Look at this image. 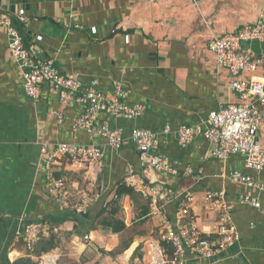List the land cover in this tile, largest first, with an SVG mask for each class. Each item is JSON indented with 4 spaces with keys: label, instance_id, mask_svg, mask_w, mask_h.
I'll return each mask as SVG.
<instances>
[{
    "label": "crops",
    "instance_id": "0c3cea01",
    "mask_svg": "<svg viewBox=\"0 0 264 264\" xmlns=\"http://www.w3.org/2000/svg\"><path fill=\"white\" fill-rule=\"evenodd\" d=\"M1 1L30 49L54 59L61 70L77 74L85 85L97 79L107 95L121 82L129 93L128 103L144 105L146 111L136 121L98 115V125L107 121L124 129L127 140L119 151L100 136L74 132L73 122L84 107L63 104L51 84L44 86L39 100L28 97L8 49L7 31L0 27V264L29 258L15 232L33 224L43 225L47 236H56L57 248L49 254L59 258L58 264H162L157 253L161 227L175 211L164 202L155 210L152 199L142 193L151 185L191 191L196 224L206 235L214 234L218 222L217 213L206 203L207 193L225 190L232 202L239 248L214 263L189 256L188 264H264V215L238 204L242 195L264 202V193L227 178L236 171L254 176L244 156L206 159L213 149L210 141L200 136L184 148L176 135L169 134L159 138L153 154L173 161L175 172H144L140 153L129 139L134 128L173 133L182 126L202 124L221 106L242 102L230 88L234 77L217 67L208 45L214 36L264 23V0ZM240 78L248 80L250 75ZM58 143L95 144L105 154L94 164L78 166L62 159L55 166V174L58 171L67 182V203L49 195L41 164L43 145ZM258 143L264 150V124ZM259 180L264 182V171ZM123 183L135 192L122 198L117 218L125 222L126 230L114 234L96 219L104 200ZM128 215L131 225L150 232L135 233L134 240L115 255L122 234L130 228L124 219ZM155 232L156 237L151 235Z\"/></svg>",
    "mask_w": 264,
    "mask_h": 264
},
{
    "label": "built area",
    "instance_id": "2783aa9c",
    "mask_svg": "<svg viewBox=\"0 0 264 264\" xmlns=\"http://www.w3.org/2000/svg\"><path fill=\"white\" fill-rule=\"evenodd\" d=\"M1 2L0 0V27L7 31L8 49L22 73L27 96L37 101L42 96L44 86L51 84L59 92L63 104L84 107L83 114L73 122L74 132L83 130L93 136H100L111 149L121 150L127 140L124 129L114 127L107 121L98 125V115L105 113L113 118L136 121L144 115L146 107L128 103L129 93L121 82L114 85L111 95H107L100 91L97 79L85 85L77 74L61 70L54 59L45 57L40 50L27 48L21 32L11 15L3 10ZM18 20L26 22L22 17ZM74 28L80 26L76 25ZM208 46L216 55L217 67L228 69L234 77L230 88L239 95L242 102L221 106L217 111L211 112L202 124L182 126L173 133L168 129L157 133L134 128L129 139L140 153L141 169L144 172L173 173V161L153 154L158 147L159 138L174 134L179 144L186 148L202 136L213 144L206 159L227 161L233 155L244 156L246 168L253 171L254 176L236 171L227 175V178L233 183L264 193V182L259 180V175L264 171V150L258 143V133L264 124V23L247 25L234 34L214 36ZM243 74L250 75V78L241 79ZM41 155L49 195L59 203H67L70 195L67 182L62 177L57 178L55 166L62 159L78 166L94 164L101 162L105 154L95 144L58 143L52 147L43 145ZM187 173L194 174L192 169H188ZM142 193L152 199L157 211L161 202L167 205L180 201L174 221L167 219L161 232V244L157 247V253L162 264H188L189 256L214 263L239 248L240 233L232 217V202L227 200L225 190L210 191L206 195V203L218 216L217 230L213 235H206L198 228L193 212L195 197L191 191L177 192L164 185L155 188L151 185L142 189ZM238 204L252 207L264 215V202L258 196L242 195ZM46 236L41 224L30 225L24 232H15L16 241L24 243L29 252L34 251L37 243ZM162 243L174 248L172 256L167 254V248ZM29 256L31 257L30 253ZM32 257L38 264H58L59 260L50 254Z\"/></svg>",
    "mask_w": 264,
    "mask_h": 264
},
{
    "label": "trees",
    "instance_id": "16d2710c",
    "mask_svg": "<svg viewBox=\"0 0 264 264\" xmlns=\"http://www.w3.org/2000/svg\"><path fill=\"white\" fill-rule=\"evenodd\" d=\"M26 47L29 48L27 45ZM56 173H57L56 175L57 178H60L61 175L58 174V171ZM134 192L135 191L133 188L127 187L124 183L122 185H119L115 193H113L112 197L109 200L108 199L104 200L102 206L103 208L100 210L99 214L97 215L96 221L101 220V225L110 229L114 234L123 233L126 230V224L124 221L117 219V215L120 213L121 210V200L124 196H132ZM171 204L173 206L172 208L174 209L175 213L172 217H168V218L170 221H174L176 212L180 205V201L173 202ZM148 210L149 209H147L146 213L148 212ZM162 246L167 248L166 252L169 256H172L174 254V248L172 246L167 245L166 243H162ZM56 248H57V238L54 234L50 233L48 236L43 237L37 243L34 251L29 252L31 257L29 256V258L19 259L15 261L13 264H38L36 261L32 260V256L40 257L42 255L51 253Z\"/></svg>",
    "mask_w": 264,
    "mask_h": 264
},
{
    "label": "rangeland",
    "instance_id": "374dc122",
    "mask_svg": "<svg viewBox=\"0 0 264 264\" xmlns=\"http://www.w3.org/2000/svg\"><path fill=\"white\" fill-rule=\"evenodd\" d=\"M117 217H119V216H117ZM131 217L132 216L128 215L127 218H124L126 221H129L127 223L129 224L130 228H129L128 231H126L124 234H122V236H121V245L115 251V255L122 253L123 250H124V248H125V246H126L125 244L126 243H129V242H132L134 240L135 233L137 234L138 232H142V231H144L146 233V231H147V234H149V232H150V230H146V228L144 226H133V225H131V222L133 221V220H131ZM117 219H119V218H117ZM135 228H137L138 230L135 229ZM161 230H162V227H161ZM151 235L154 236V237H156L158 234H157V232H155V233H152ZM141 254H142V256H144V253L141 252ZM147 255H148V253H147ZM147 259H148V261L151 260L150 254L148 255V258ZM152 262H154V260ZM81 264H85V263L82 261Z\"/></svg>",
    "mask_w": 264,
    "mask_h": 264
}]
</instances>
